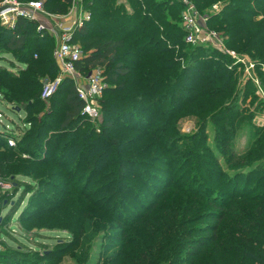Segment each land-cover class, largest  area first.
<instances>
[{
  "label": "trees",
  "instance_id": "1",
  "mask_svg": "<svg viewBox=\"0 0 264 264\" xmlns=\"http://www.w3.org/2000/svg\"><path fill=\"white\" fill-rule=\"evenodd\" d=\"M42 1L52 14L57 15L66 14L73 3V0ZM190 1L201 8L212 0ZM81 2L90 18L83 20L72 33L71 41L82 49L76 69L86 74L99 68L110 84L99 100L100 117L95 125L98 130L94 132V125L83 129L91 121L81 113L84 103L77 95L74 82L64 78L60 88L49 98L52 106L61 110L58 131L46 138V123L35 128L32 120L26 121L25 126L30 127L24 130L19 140L13 129L0 130V144L6 151L5 155L0 154V174L15 173L14 169L7 168L11 152L28 153L32 157L31 147H49V151L68 155V149L73 148L70 156H77L79 164L86 166V172L98 175L97 185L88 194L84 188L78 191L85 199L79 200L76 199L77 194H69L66 209L72 212L71 226L75 225L74 244L90 242L91 238L82 237L80 232L84 227L88 228L91 218L100 224L106 222V227L101 228L108 232L110 245L125 237L123 250L110 256L106 264H264V132L260 133L263 136L259 145L240 160L239 164H244L246 173L244 180L240 183V176L233 175L225 181H217L221 182V187L216 188L203 187L201 175H198L201 164L198 157L203 154L197 150L198 144L192 141L197 136L188 138L182 153L173 143L175 110L187 107L195 115L210 117L212 122L221 124L219 134L222 137L217 146L224 148L234 132V122L227 116L238 100L244 101L252 93L249 82L244 88H239L236 69L229 68L231 60L222 51L185 43V30L180 25L179 13L184 9L181 0ZM224 2L221 12L208 18L207 26L223 32L224 42L229 48L246 53L256 61L264 84V71L260 68L264 65V0ZM259 16L262 19L257 20ZM33 23L37 25V19L18 17L12 28L0 25V58L10 64L16 62L14 72L0 65L3 72L0 74V96L22 109L31 106L30 100L39 102L41 79H52L58 73L52 56L56 44L46 31L39 32L36 27H31ZM6 55L13 59H7ZM82 116L89 122L84 124L80 121ZM144 116L150 120H161L154 135H150L153 152L149 154L146 149L144 154H148V159L138 162L135 154L124 147L126 145L117 139H108L110 133L116 131V123L128 120L134 125H146L142 119ZM72 128L74 137L58 149L59 141ZM158 131H161L160 135H156ZM7 137L14 139V146L7 144ZM137 143L134 141L132 145ZM99 144L105 147L96 149ZM86 152L91 153V157H87ZM170 154H174L176 162L189 164L186 170L194 169L187 179L183 174L171 176L176 181H183L184 188L177 189L173 185L175 182L171 184L167 179L159 180L160 177L152 171L153 162H173ZM230 156L234 158L232 152ZM262 158V166L257 172L251 171L252 165ZM104 161H107L106 167H102ZM33 162L28 163L23 173L32 172L34 164H43L44 160ZM62 166L61 157L57 160V167ZM139 166L141 168L136 169ZM66 170L56 172L55 168L46 167L37 170L45 172L50 179H40L42 190L36 191L30 202L56 188L51 183L54 178L78 173V169L73 172ZM165 170L166 174H171L170 169ZM255 173L258 177L250 186ZM128 178L132 182H125ZM140 178L147 186V192L154 193L152 189L156 193L159 191L154 180L165 190L148 212L131 222L128 220L133 215L126 203L129 199L137 200L141 194L146 195L135 187L134 182ZM216 178L223 179L222 173H215L213 179ZM160 200L162 203L155 209ZM33 210L27 214L34 213ZM203 219L211 222L193 227L195 222ZM3 228L0 220V229ZM111 231H116V234ZM192 233L198 237H190ZM0 242H3L1 237ZM66 252L68 250L61 249L60 254ZM71 256L76 264H86L85 256L74 257L76 252ZM41 257L19 250H0V264H38Z\"/></svg>",
  "mask_w": 264,
  "mask_h": 264
},
{
  "label": "rangeland",
  "instance_id": "2",
  "mask_svg": "<svg viewBox=\"0 0 264 264\" xmlns=\"http://www.w3.org/2000/svg\"><path fill=\"white\" fill-rule=\"evenodd\" d=\"M2 1L3 0H0V3ZM39 1L42 3L43 12L37 14V25L33 23L34 25L31 24L30 26L36 27V29L39 26L46 27V33L52 36L53 41L56 44H54L55 47L52 52L53 56L54 50L60 41L59 35L60 30L64 28L63 26H71L74 28V21L83 19L87 12L83 9L81 0H73V3L64 15L52 14L44 2L42 0ZM187 1L194 6L196 13H199L206 18L220 13L226 4L224 0H212L209 3H206L205 6L197 8L192 1ZM254 6L255 5H252L251 7ZM184 9L179 13L180 16ZM234 17L237 18L239 16ZM259 18L262 19L261 16H259L257 17V20ZM208 20L209 19H207V22ZM2 22L3 21L0 19V25L3 26ZM180 25L184 28L182 20H180ZM211 29L215 30L221 37L223 36L224 39H226L223 32L220 30L218 31L217 28V30L213 28ZM185 43L187 42L185 41ZM225 46L229 51H233L234 57L237 58V60L232 59L233 57L230 54H226L223 51V53H225V55L231 60L229 68L233 67L236 69L235 77L238 80L239 88H244L249 82L248 87L252 89V93H250L244 101L238 100L235 103L236 105L233 107V111L227 116L230 117L232 120L231 122H234L233 136L229 137L224 148L217 146L219 138L222 137V134H219L221 124L219 122H212L210 117L195 115V113L188 111L187 107L175 110L176 117L172 120L175 130L173 143L175 144V148L181 151L180 153L185 151L188 144V138L197 136L192 141L193 143L198 144L197 150L203 154L198 157L201 161L198 168V175H201V181L205 188L221 187L220 183L222 181L234 177L233 175L237 174L240 176L239 182L241 183L244 180L246 173L243 170L244 164H239L240 160L247 157V152L250 149L253 147L256 148L259 145V139L263 136V134L261 136L260 133L264 132V84L262 81V75L257 69L258 65L250 55L232 50L227 46L226 42ZM6 57L7 59H13L9 55H6ZM248 62L255 63L256 66L253 71L250 70V72L247 73L246 65ZM14 63L16 64V62ZM15 64H10L8 61L0 58V65H3L7 71L14 72V69H16ZM1 73L3 72L0 71V74ZM89 73L90 71L83 74V76H86ZM54 78L41 79L42 86L39 93V102L35 103V101L32 102V100H30V107H23L22 109L18 106L11 105L0 96V130L8 131V128L13 129L16 132L17 140H19L21 139L24 130L29 129L30 127V125L25 126V123H27L26 121L32 120L35 128L39 127L42 123H46L44 129L46 138H49L54 132H57L62 120L61 110L59 107L52 106L51 99L42 98L45 84L52 81ZM105 82L106 88L109 87L110 84L107 81ZM60 85L57 90L60 88ZM34 104H36V106H34ZM142 119L147 123L146 125H134L128 120L121 122V124L116 123V131L110 133L108 139H117L120 144L123 146L126 145L124 147L129 148L131 154H135L138 162L148 159V154H144L146 149H148L149 154L153 152L154 145L153 140H151L150 137L154 135L155 128L161 120L158 121V118L150 120L146 116L142 117ZM80 121L84 122V124L89 122L84 116L81 117ZM16 125H18L19 128H15ZM93 125L95 126L97 123L89 122V124L84 125L83 129L94 127ZM97 128L98 126H95V133L98 130ZM73 130L74 128L70 129L67 135L59 141L58 149H60L61 146L66 145L65 143L68 139L74 137ZM160 133L161 131H158L156 135H160ZM134 141H138L135 146L132 145V142ZM102 147L105 146L99 144L96 146V149L101 150ZM72 149L73 148L68 149V151H70L68 155H62L60 152L57 153V151H49V147L37 149L31 147L30 151L32 157L28 153L11 152L7 168L9 170L14 169L15 173L6 176L0 174V220L4 226L3 229H0V237L3 240V242H0L1 250H19L21 253L43 256L38 260V264H76V260L71 256V254L73 255L75 252L76 256L74 257L79 255L86 257L84 261L86 264H106L110 256L117 251L123 250L125 237H121L120 240L112 242V245H110L107 241V237H109L107 234L108 232L103 231L101 228L102 226L106 227V222L104 221L105 223L100 224L93 220L95 218H91V220H89L88 228L84 227L80 232L82 237L86 236L91 238L90 242H82V244L81 242H78L77 245L74 244L73 238L75 235V225L71 226L70 216L72 215V212L70 209H66V204L69 202L70 198L69 194H77L78 196L76 199L79 200L85 199L86 197L80 196L78 191L80 188H84L88 194V192L94 189L97 185L98 175L86 172V166L79 164L78 157L75 155L72 157L70 156ZM230 152L233 153L234 158H231L232 156H230ZM0 154H6V151L1 144ZM85 155L91 157L92 154L86 152ZM61 157L63 166L62 168H59L57 167V160ZM169 157L173 162H169V164L153 162L154 169L152 165V171H154L155 175L160 177L159 180L167 179L171 184L175 182L173 185L174 187H177V189L178 187L184 188L185 183L183 181H176V178H172L171 176H173L174 173H177L178 175L183 174L184 179H187L194 169H190L189 171L186 170L189 169V164L183 165L182 162L181 164L179 161L176 162L174 154H170ZM227 157L230 159L227 160ZM40 159L44 160L43 164H41V162L39 164H34L32 172L27 171L26 173H23L24 169L28 167V163H34L33 161H40ZM262 161L263 158L256 161L252 165L253 169L251 171L257 172L258 168L262 166ZM106 162H103L102 167L107 166ZM234 163L236 164L233 165ZM45 167L55 168L56 172H63V170L66 169L73 172L78 169V173L72 176L54 178L51 183L56 188H51L48 192L44 193L42 196L39 195L38 198H34V201L30 202L31 197L36 191L42 190L40 187L41 185L39 184L40 179L49 178L45 172H37V170H43ZM140 168L141 166L136 169ZM165 169H170L171 174H166ZM218 172L222 173L223 179H213L215 173ZM257 177L258 174L255 173L250 186L256 181ZM219 180L221 182L217 183ZM125 182L130 183L132 182V179L128 178ZM154 182L158 187L157 189H159L157 193L155 192V189H152L154 193L147 192V186H144L141 178L134 182L135 187L140 189L143 194L146 193V195L144 197L141 194V196L137 197V200H135V198H133V200H128L126 206L131 215H133L129 217L128 221L133 222L138 220V218H141L146 212H148V208L156 204L158 198H161L165 188H162L163 186L158 181L154 180ZM1 183L10 184V186L5 188ZM112 189H114V186ZM46 198L48 200H46ZM161 200L159 204L155 206V209H157L162 203ZM77 202L79 203L78 200ZM74 206L76 207L78 204H75ZM32 210L35 212L27 214V212H31ZM206 222H211V220H199L198 222H195L193 227ZM111 232L116 234V231ZM190 237H198V235L192 233L190 234ZM61 249L68 250V252L62 255L60 254Z\"/></svg>",
  "mask_w": 264,
  "mask_h": 264
},
{
  "label": "built area",
  "instance_id": "3",
  "mask_svg": "<svg viewBox=\"0 0 264 264\" xmlns=\"http://www.w3.org/2000/svg\"><path fill=\"white\" fill-rule=\"evenodd\" d=\"M182 2L185 4V9L181 15V20L185 28L184 40L195 46L212 47L219 51H224L226 54H230L233 57L232 59L237 60L234 57V52L229 51L225 46L224 37H221L215 30L207 26L208 18L196 13L194 6L189 1L182 0ZM0 7H3L0 9V19L3 21V26L7 28H12L18 17L36 20L37 14L43 12L42 3L37 0H3L0 3ZM89 18V14L85 13L83 19L74 21V28L71 26H63L64 28L60 30V41L53 53V58L58 67V74L52 81L45 84L42 98L49 99L57 90L61 81L64 78H69L75 84L79 99L84 103L81 113L86 115L91 122L96 123L100 117L99 100L106 88L105 76L103 70L99 68L90 71L86 76H83V73L76 69L75 64L81 58L82 49L79 44L71 41L72 32L75 27H80L83 20H88ZM45 28L44 26H39L37 30L39 32L46 30L47 32ZM255 66V63L248 62L246 65L247 73L250 70L253 71ZM260 68L264 71V65H260ZM6 141L9 146L15 145L12 137H7ZM2 185L5 188L10 186V184Z\"/></svg>",
  "mask_w": 264,
  "mask_h": 264
},
{
  "label": "water",
  "instance_id": "4",
  "mask_svg": "<svg viewBox=\"0 0 264 264\" xmlns=\"http://www.w3.org/2000/svg\"><path fill=\"white\" fill-rule=\"evenodd\" d=\"M3 8V7H0V9Z\"/></svg>",
  "mask_w": 264,
  "mask_h": 264
}]
</instances>
